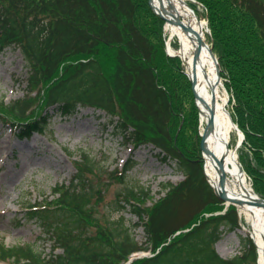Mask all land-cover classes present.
<instances>
[{
    "label": "trees",
    "instance_id": "obj_1",
    "mask_svg": "<svg viewBox=\"0 0 264 264\" xmlns=\"http://www.w3.org/2000/svg\"><path fill=\"white\" fill-rule=\"evenodd\" d=\"M195 1L202 11L187 0L207 20L220 77L234 100L232 119L244 135L246 152L238 158L264 198V0ZM163 27L148 0H0V50L18 48L27 68L25 95L0 100V120L16 123V134L29 138L46 132L50 107L70 115L91 106L111 117L115 134L135 147L159 148L184 176L164 184V195L149 206L144 187L126 185L102 212L108 182L80 151L69 182L24 208V219L49 234V254L0 241V262L126 264L133 252L149 250L128 264H257L249 236H240L234 256L215 248L224 230L240 228L239 214L234 205L225 208L204 173L191 83L181 59L166 53ZM128 170L126 163L107 177L125 183ZM127 206L143 242L119 214Z\"/></svg>",
    "mask_w": 264,
    "mask_h": 264
},
{
    "label": "rangeland",
    "instance_id": "obj_2",
    "mask_svg": "<svg viewBox=\"0 0 264 264\" xmlns=\"http://www.w3.org/2000/svg\"><path fill=\"white\" fill-rule=\"evenodd\" d=\"M198 10L202 11L201 7ZM198 20L204 23L206 42L212 46L208 39L206 19L198 17ZM171 40L177 41L176 38ZM26 76L27 68L21 50L12 46L1 49L0 100L9 103L23 97L26 93ZM220 81L221 93L227 95V109L232 117L234 100L221 77ZM47 115L46 132L34 133L28 139L16 134L19 125L0 120V241L8 246L31 244L43 254H49L52 246L49 234L34 220L24 219V208L45 198L51 199V190L55 184L69 182L76 171L74 162L80 159V151L89 154L99 167L102 181L108 182L104 203L99 206L102 212L111 209L109 201L115 197L116 191L126 185L144 187L150 193L146 202L149 206L164 195V184H176L184 177L176 169L173 160L162 159L163 153L159 148L151 144L135 148L120 134H115L111 117L100 109L80 105L70 115H62L56 107H50ZM197 130L200 136V121ZM239 133L234 129L229 143L238 156L241 150L246 152L242 148L243 140H239ZM126 163L129 167L126 182L110 181L108 174L113 171L119 173ZM245 175L248 184L252 186L246 172ZM229 205L234 204L225 205V208ZM119 214L133 227L134 238L143 242L145 234L142 226L134 225L139 221L138 217L132 214L128 206ZM119 214L114 213L112 219H116ZM239 221V229L224 230L215 244L216 250L223 257L239 253L240 236L251 238L249 223L240 213ZM148 254V251L137 252L132 258Z\"/></svg>",
    "mask_w": 264,
    "mask_h": 264
},
{
    "label": "bare ground",
    "instance_id": "obj_3",
    "mask_svg": "<svg viewBox=\"0 0 264 264\" xmlns=\"http://www.w3.org/2000/svg\"><path fill=\"white\" fill-rule=\"evenodd\" d=\"M153 3L156 9L167 11L165 32L171 39H177L178 47L170 46L169 51L181 59L184 70L196 79L201 133L214 115V127L204 141L202 152L204 172L215 190L240 200L237 207L249 223V232L257 244L258 264H264V205L255 203L257 198L241 171L238 154L229 146L234 130L232 118L227 109V95L221 93L222 83L205 39L204 23L196 19L195 12L185 0H153ZM200 39L203 44L200 55L195 59ZM241 137L240 134L239 140Z\"/></svg>",
    "mask_w": 264,
    "mask_h": 264
},
{
    "label": "water",
    "instance_id": "obj_4",
    "mask_svg": "<svg viewBox=\"0 0 264 264\" xmlns=\"http://www.w3.org/2000/svg\"><path fill=\"white\" fill-rule=\"evenodd\" d=\"M149 1V4H150V6H151V8L153 9V11L155 12V13H157L163 20H165V22H167V20H168V18L165 16L166 15V13H167V11L166 10H164V11H162V10H160V9H156V6H155V4L153 3V0H148ZM179 23H182V21L181 20H179L178 21ZM202 40L200 39L199 40V46H198V48H197V50H196V52H195V59L200 55V52H201V48H202ZM209 50H210V53H211V55H212V57H213V59H214V62H215V64H216V71H217V76H218V78H219V80H220V72H219V68H218V61H217V58L215 57V55L213 54V52H212V48L211 47H209ZM169 53V52H168ZM170 54V53H169ZM170 55H173V54H170ZM188 77H189V79H190V83H191V87H192V91H193V95H194V99H195V104H196V106L198 107V104H197V99L199 100L200 99V96H199V94L197 93V91H196V79L194 78V77H190L189 75H188ZM198 110H199V108H198ZM199 114H200V110H199ZM232 123V126H233V128L236 130V131H239L240 133L239 134H241L242 135V137H241V141L243 140V138H244V136H243V134H242V132L239 130V128H238V126L233 122V121H231ZM214 127V115L213 116H211V118H209V121H207V123H206V127H205V130L202 132V133H200V136H201V140H200V145H199V147H200V150L203 152L204 151V141H205V139H206V137L208 136V134L211 132V129ZM240 167H241V165H240ZM241 171H243L242 170V168H241ZM224 181V177H222L221 178V182H223ZM212 186V185H211ZM213 187V186H212ZM214 189V188H213ZM214 192L216 193V195L221 199V200H223L227 205L228 204H234V205H237L238 203H240V200H238V199H235V198H230V197H228V196H226L223 192H218L217 190H215L214 189ZM254 194H255V196H256V201H255V203L256 204H262V205H264V198H261L260 196H258L255 192H254ZM258 261V260H257Z\"/></svg>",
    "mask_w": 264,
    "mask_h": 264
}]
</instances>
